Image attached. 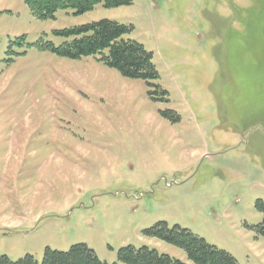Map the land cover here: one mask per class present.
Segmentation results:
<instances>
[{
	"label": "rangeland",
	"instance_id": "obj_1",
	"mask_svg": "<svg viewBox=\"0 0 264 264\" xmlns=\"http://www.w3.org/2000/svg\"><path fill=\"white\" fill-rule=\"evenodd\" d=\"M111 19L152 53L159 78L48 48ZM165 90L167 93H163ZM264 0H133L37 18L0 0V254L86 243L107 264L126 245L188 264L149 237L180 225L264 264Z\"/></svg>",
	"mask_w": 264,
	"mask_h": 264
},
{
	"label": "trees",
	"instance_id": "obj_2",
	"mask_svg": "<svg viewBox=\"0 0 264 264\" xmlns=\"http://www.w3.org/2000/svg\"><path fill=\"white\" fill-rule=\"evenodd\" d=\"M32 13L40 19L55 18L60 9H73L75 14L93 10L102 3L105 7L130 5L133 0H25ZM132 27L111 19L82 24L64 29L62 35L73 39L60 46L49 44L48 48L69 58L101 55L105 65L117 69L130 78H143L152 81L159 78L153 63L152 53L139 42L127 38ZM163 93H167L163 90ZM256 206L264 215V201L258 200ZM264 235V217L255 227ZM144 234L174 244L184 249L194 264H240L229 252L217 248L203 237L180 225L170 227L167 222L159 221L144 230ZM0 264H39L33 254H26L17 261L0 254ZM42 264H107L99 258L95 250L86 243H76L68 251L46 247ZM114 264H188L168 254L160 253L149 246L135 247L126 245L117 253Z\"/></svg>",
	"mask_w": 264,
	"mask_h": 264
}]
</instances>
